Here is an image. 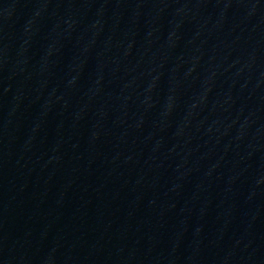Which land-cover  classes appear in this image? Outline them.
Instances as JSON below:
<instances>
[{"label":"water","instance_id":"obj_1","mask_svg":"<svg viewBox=\"0 0 264 264\" xmlns=\"http://www.w3.org/2000/svg\"><path fill=\"white\" fill-rule=\"evenodd\" d=\"M127 116L264 234V0H22Z\"/></svg>","mask_w":264,"mask_h":264}]
</instances>
